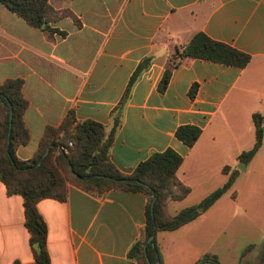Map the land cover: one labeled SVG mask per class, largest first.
<instances>
[{
    "label": "crops",
    "instance_id": "crops-1",
    "mask_svg": "<svg viewBox=\"0 0 264 264\" xmlns=\"http://www.w3.org/2000/svg\"><path fill=\"white\" fill-rule=\"evenodd\" d=\"M66 11L52 34L28 25L0 4V84L22 81L24 127L29 134L15 157L33 159L46 128L66 114L110 129L139 63L151 59L133 85L109 155L130 175L152 153L182 158L176 178L190 189L167 201L166 215L198 206L237 170L232 187L194 221L156 242L163 264H195L205 255L220 264H264V0H48ZM196 33L250 57L239 69L184 59L172 69L164 93L158 84L170 57ZM196 86L193 99L191 87ZM263 120L260 149L245 164L239 156L254 143L252 115ZM201 130L192 148L175 137L180 126ZM259 158L258 166L251 169ZM241 164L245 170H239ZM224 167H229L224 174ZM259 169V171L257 170ZM142 193L97 194L67 183L62 203L42 200L50 264H136L127 257L146 221ZM199 209V208H198ZM197 209V211H198ZM31 264L23 199L0 181V264Z\"/></svg>",
    "mask_w": 264,
    "mask_h": 264
},
{
    "label": "trees",
    "instance_id": "trees-1",
    "mask_svg": "<svg viewBox=\"0 0 264 264\" xmlns=\"http://www.w3.org/2000/svg\"><path fill=\"white\" fill-rule=\"evenodd\" d=\"M0 4L28 25L48 34L55 32L50 29L51 23L69 16L66 11L53 10L48 0H0ZM184 59H199L239 69L245 68L250 62L247 54L213 41L203 33H196L170 57L158 84L159 93H164L172 69ZM150 64L151 59H144L133 72L122 99L112 110V125L109 130L93 121L77 122L70 111L58 128H46L37 155L29 161H20L15 157L16 149L25 145L29 139L23 123L26 101L21 92L22 81L7 80L0 84V181L8 195H19L23 199L25 228L29 234V246L33 255L31 264H50L46 246L47 228L38 212L37 204L46 199L64 202L67 183L95 191L99 195L123 190L142 193L146 197L145 225L140 231L139 239L127 253V257L136 264H163L156 242L157 233L172 232L194 221L200 215L198 208L203 211L209 209L232 187L237 170L232 171L226 182L205 197L198 206L182 209L173 217H168L165 212L167 201H181L190 193V189L176 178L182 164V158L177 153L171 149L152 153L130 175L120 173L112 165L109 151L121 125L125 103L133 85ZM195 92L196 86L193 85L189 92L191 99ZM252 124L253 146L238 158L245 164L252 160L262 145V117L257 113L253 114ZM200 133L199 128L185 125L177 128L175 137L190 149ZM60 147L66 148L67 152L59 151ZM228 170L229 167H224L222 172L226 175ZM195 264L220 263L215 256L205 255Z\"/></svg>",
    "mask_w": 264,
    "mask_h": 264
},
{
    "label": "water",
    "instance_id": "water-1",
    "mask_svg": "<svg viewBox=\"0 0 264 264\" xmlns=\"http://www.w3.org/2000/svg\"><path fill=\"white\" fill-rule=\"evenodd\" d=\"M11 116H12V112L10 113V126H9V132H10V128H11ZM239 170H245V165L244 164H241V168L238 167ZM201 211V208L198 209V212ZM152 239V237L148 240V242H150V240Z\"/></svg>",
    "mask_w": 264,
    "mask_h": 264
},
{
    "label": "rangeland",
    "instance_id": "rangeland-1",
    "mask_svg": "<svg viewBox=\"0 0 264 264\" xmlns=\"http://www.w3.org/2000/svg\"><path fill=\"white\" fill-rule=\"evenodd\" d=\"M260 160H259V158L256 160V162H254V164H252V166H251V169H252V171H253V169H255V167H257L258 166V162H259ZM249 163V162H248ZM257 170L259 171V169L257 168Z\"/></svg>",
    "mask_w": 264,
    "mask_h": 264
},
{
    "label": "built area",
    "instance_id": "built-area-1",
    "mask_svg": "<svg viewBox=\"0 0 264 264\" xmlns=\"http://www.w3.org/2000/svg\"><path fill=\"white\" fill-rule=\"evenodd\" d=\"M69 145H71V144H69ZM62 150H63L64 152H67V149H66V148H64V147H60V148H59V151H62Z\"/></svg>",
    "mask_w": 264,
    "mask_h": 264
}]
</instances>
